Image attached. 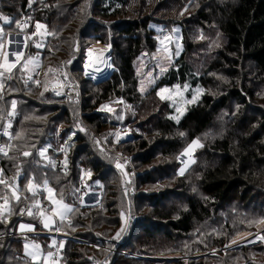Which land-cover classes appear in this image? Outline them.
Instances as JSON below:
<instances>
[{
	"label": "trees",
	"instance_id": "16d2710c",
	"mask_svg": "<svg viewBox=\"0 0 264 264\" xmlns=\"http://www.w3.org/2000/svg\"><path fill=\"white\" fill-rule=\"evenodd\" d=\"M159 1L0 0L4 36L22 33L29 38L37 23L45 25L48 35L41 40V47H36L33 38L24 49V57L38 53L42 70L71 57L78 35L106 42L107 31L113 33L108 42L114 66L103 80L84 79L88 88L82 94L83 106L81 103L74 124V109L62 103L70 101L45 90L38 79L40 73L27 75L18 64L11 80L2 77L5 86L0 99V124L12 99L16 108L9 154L2 163L5 184H0V201L8 197L9 209L0 211V264H40L26 257L24 243H39L44 254L52 250V238L61 244L60 264H98L97 260L108 264H217V257L228 263L232 255L229 249L195 256L210 252L207 246L222 248L232 238L234 217L223 216L233 205L249 210L250 205L264 199V110L252 103L258 92L254 87L259 82L264 85V0ZM157 10L165 13L159 19L164 27L172 23L181 26L182 52L141 93L135 62L156 49V31L150 26L157 19ZM3 17L9 21L3 23ZM175 84H187L191 90L200 86L203 90L179 122L172 119V105L157 92ZM112 98H121L128 106L129 114L121 122L103 118L97 109L101 102ZM232 106L238 108L231 114ZM120 124L136 127L141 134L115 141L112 133L107 136L108 131L103 132L107 126ZM194 139L203 145L193 153L197 161L187 176L175 177L179 162L173 164L169 159ZM108 143L117 149L114 151ZM44 147L48 160L38 154ZM128 149L135 167L128 184L132 190L136 191L137 185L155 186L174 179L172 186L152 189L150 194H134L125 183L111 184V174L119 171L114 165L115 156ZM25 151L32 155L24 157ZM100 151H107L112 163ZM157 153L159 164L150 166ZM167 156L168 160L162 159ZM12 177L17 179L19 201L10 190ZM28 179L39 186L47 179L55 196L72 206L67 219L56 227L62 234L50 235V230L16 234L18 222L35 221V216L22 214L24 198L40 195V203L45 200L44 190L29 194ZM96 181L99 186L92 185ZM87 184L101 189L98 204L80 203L79 196L86 192ZM142 202L147 204L144 209L150 208L148 212H142ZM123 210L127 214L124 221ZM131 215L135 216L133 220ZM34 225L37 231L42 230L39 223ZM117 230L121 238L115 241ZM247 264L264 262L250 260Z\"/></svg>",
	"mask_w": 264,
	"mask_h": 264
},
{
	"label": "rangeland",
	"instance_id": "374dc122",
	"mask_svg": "<svg viewBox=\"0 0 264 264\" xmlns=\"http://www.w3.org/2000/svg\"><path fill=\"white\" fill-rule=\"evenodd\" d=\"M156 3V1H155ZM160 3L159 0H157V4ZM163 7V6H162ZM155 15L157 16V19L154 22H151V28H153L156 31V38H157V46L156 49L150 53L147 54H142L139 58V60H137L135 62V65L137 67V74L139 77V90L141 93L147 91L156 81V79H158V77H160L162 74H164L165 69L167 68V66L173 62L182 52V37H181V26L179 24H168L165 22V25H167V27H164V24H162L159 19H163V17H165V13L162 11H158L155 13ZM3 17L2 18V22L3 23H7L9 21V19L7 18V20H5ZM41 25H43L42 28L35 30V32L29 36V38L25 37L24 34L22 33H17L16 35H12V36H4V33L2 31V35H0V44L3 45L2 50H0V63H3L4 60V54H7V58L9 60V62H13L15 61V56L14 53L15 52H21L23 55L20 59V62L18 64H21V67H23V69L25 70L26 74H33L36 72V74H41L38 79L41 81V84L44 86V88H48L50 89L53 88V84L55 82H57L55 85L62 84V85H71L74 87L75 89V93L74 96H69L66 95L65 97H67V101H64L62 103H66L68 104L73 110V112L71 113V121L74 124L75 120L77 119L79 113H80V105L82 103L81 100L82 99V94L83 92L87 91L88 88V84L87 81L85 82L84 79H91L92 81L95 79H100V78H96L92 75L87 74V69H88V65L89 63H93V64H98V63H94L93 59H91L92 53L94 52V50H100L102 52H107V60L109 62V70L105 73L107 74L110 70H113V64H112V55H113V51H112V47L110 45V43L108 42V36L112 35L113 33L111 31H107L106 34V38L107 41L106 42H99V41H95L92 38L86 37L85 39L83 38H79V35L77 36V38L74 41V49L72 53L71 57H67L65 59H62L60 62L54 65V67L52 68L51 66H46V70L45 69H41V64L39 62V55L37 52H35L32 55H29L27 57H24V49L26 46V43L29 42V39H34L35 44L38 45L36 46L37 48L41 47L40 43L41 40H44L46 35H48V33L45 31V25L42 23H39ZM0 29H2L1 26V22H0ZM22 34V35H21ZM82 45H85L83 50L82 49ZM94 54V53H93ZM82 71L81 73H79V67H80V61H82ZM64 60V61H63ZM17 64V65H18ZM62 64V65H61ZM61 65V66H60ZM59 66V67H58ZM69 67H72L71 70H69ZM98 67V66H96ZM49 68L54 69L53 71H50L49 73ZM86 68V69H85ZM74 70V71H72ZM104 70V69H103ZM0 72H4L7 73L4 69H0ZM51 74V76L49 75ZM101 77L102 78H105ZM62 79V80H61ZM61 80V81H60ZM224 80V79H223ZM59 81V82H58ZM66 81V82H64ZM0 82H3L2 77H0ZM96 82V81H95ZM98 82V81H97ZM4 83V82H3ZM257 88L254 87L255 90H258V92L255 95L254 100L252 101V103L257 106L258 108H261L262 110H264V85L262 83H257ZM143 89V90H141ZM161 89H167L168 91L161 93ZM191 88L188 87L187 84L184 85H180V84H175L173 86H163L161 88L158 89V95L160 97H165L163 99H167L170 103V105H172L173 107V113H172V117L175 116H180V119L182 118V116L184 115V113L186 112V110L188 108H190L192 105L196 104L198 102V100L201 98L202 94H203V90L202 87H193V90H191ZM3 91V90H0ZM52 96H55L51 93H49ZM195 96V100H193V97ZM56 98H58L56 96ZM79 98V99H78ZM14 99L11 100V102ZM42 101V100H40ZM79 102V103H74V102ZM32 102V101H31ZM33 103H35L33 101ZM38 104V103H35ZM102 105H107L108 108L112 109V111H107L105 109L102 108ZM83 106V103H82ZM238 107L237 106H232V109L230 110L231 114L235 113L236 109ZM97 109L102 112V116L103 118L105 117L106 119L108 118L109 120L111 119H116L119 120V122L123 121L126 114L128 112V106L123 102V100L121 98H112L110 100H107L105 102H101ZM177 109H180L181 112H183V115H180V112H177ZM226 112V111H224ZM47 115V114H46ZM224 116V115H223ZM47 117V116H46ZM44 117V118H46ZM47 119V118H46ZM179 119V121H180ZM138 120V119H137ZM174 121L177 122V120L173 119ZM48 121V120H47ZM73 124H71L73 126ZM133 124L130 121V125ZM219 127L215 128V130L213 129L211 131V134L215 133V131H217ZM105 131L103 132H107V136L109 133H112V136L114 137L115 141L119 140L116 139L117 136L115 135L116 133H119V138H121L120 141H125L126 139L130 138L131 135L133 136H138L141 134V131L139 129H137L136 127L130 128L127 126H122L117 125V126H113L112 128H109V126H107L105 129ZM84 131V130H82ZM130 131V132H129ZM131 133V134H130ZM126 135V137H125ZM103 138V137H102ZM110 138V137H109ZM197 140V139H194ZM200 142V141H199ZM191 142H189L185 148L176 156V157H171L169 159V156L167 157H162V159L164 160H170L171 163H175L176 161L179 162L175 164V167L177 165L176 171L173 175L179 176L180 175V169L182 166H184V164L189 163V161H187V157L184 158L183 155H181L182 153H184V150L186 149V147L191 144ZM109 144V143H108ZM107 146V144H106ZM109 147H113L114 151L117 148H114V145L112 143H110L108 145ZM123 149H126L125 146L122 147ZM201 148V147H199ZM199 148H195L192 152L191 157L194 159V163L191 164V166L185 170L184 174L182 176H187L191 170V168L195 165L196 163V159L194 158L193 153L195 151H197ZM42 149H47V147H44ZM41 150V149H40ZM104 150V149H103ZM105 151V150H104ZM107 152V151H106ZM106 152H99L100 155H102L105 160L108 161V163H112V156L106 154ZM47 154V151L45 152V155ZM129 154L131 155V152L128 150H122L120 151L116 156H115V160H114V165L116 166L117 163L122 164L124 167L122 169L117 168L119 171L115 174H111L112 177H110V181L112 182L111 184L114 185H122L125 183V185L129 184L130 179L133 176V171L135 170V167L133 166V163L131 161V158L129 156ZM179 157V158H178ZM126 158V159H125ZM189 158V156H188ZM159 153H157L156 159L152 161V163L150 164V166H157L159 163ZM190 159V158H189ZM188 159V160H189ZM45 160H48V157L45 156ZM183 161V162H182ZM61 166V165H60ZM144 167H139L138 170H144ZM121 172L123 173V176L121 175ZM125 175V176H124ZM173 177V178H175ZM29 181H31V183L33 185L34 182H32L31 179H28L27 184H26V190L27 187L29 185ZM172 181H174V179L168 181H161L160 183H157L155 186H151V185H143L142 187H139L137 185V190L135 191L132 190L131 187H129V189L131 191H134L135 193H141L142 191H144L146 194H150L152 189L155 188H163L166 186H172ZM100 185V183L98 181H96L95 183L93 182L92 185ZM87 184L86 185V192H84L81 196H79V201L80 203L83 205H95L98 204L100 202V194H101V189L99 188H93L95 186H92ZM38 188L36 189L37 191H41L44 190L46 191L45 187H44V183L41 184V186L37 185ZM92 186V187H91ZM48 187V185H47ZM12 189V190H11ZM92 189V190H91ZM140 189V190H139ZM177 189V188H175ZM10 190L12 191V193H15L14 197L20 195V192H17L15 188H10ZM125 190V188H124ZM139 190V191H138ZM28 191V190H27ZM29 194H34L32 191H28ZM35 192V194H36ZM88 192H92L95 193L96 195L98 194V196H95L94 198L92 197V194L87 196L86 199H84V195L86 196ZM44 197V194H42ZM40 195H37V197L33 198L31 197V199H25L24 201L27 200L29 202H32L33 204H35V206L39 207L40 211L38 212V214L35 216L34 218V224L35 222L40 223V220H43L44 216L47 217H51L50 214L46 215L45 213H47V211L51 210L50 207L46 206V202L45 200L40 201L38 200V197ZM33 199V200H32ZM84 199V200H83ZM261 201H257L255 202L252 207V205H250L249 210H246L240 206H232L231 209L223 216H227L229 219H231L232 215H233V221L231 222V229L234 231V235L232 236V238L229 241H226L224 243L225 246H223L222 248H219L217 250H215L214 248H212L211 246H207L206 248L209 249L210 252L208 253H204V254H199L196 255L195 257H201V256H209L211 254H218L219 252L225 253V251L232 250V255L227 259L229 264H247L250 263V260H255L257 262H264V240L260 239V237H264V209L262 210L263 213H261V207L264 206V199H260ZM5 201H7V203L5 204ZM8 197L5 198L3 197V201H0V204H4V208L2 210H0L1 212L6 211L5 209H9V203H8ZM38 202V204H37ZM141 202V200H140ZM140 205V204H139ZM144 204L142 202V204L140 205V207H142V212H148L150 210V208H146L144 209ZM252 208V209H251ZM122 212V219L124 221L126 214V211H121ZM43 214V215H42ZM256 214V215H255ZM70 215V213H69ZM135 218L134 215L130 216V219L133 220ZM67 219V218H66ZM28 223V222H27ZM62 223V221L59 222V220H57V225L54 226L55 229H57L56 227H58V225ZM222 225V223H221ZM229 227V226H228ZM210 227H208L206 230L207 232H210ZM47 230H50V233H55V232H51V231H57V230H51V228H45L39 231H43V232H39V233H44L47 232ZM122 230V229H121ZM201 231H203V229H201ZM101 232V231H98ZM117 233H119V230H117L114 234V238H116ZM57 234H62V230H58ZM209 234V233H208ZM112 235V234H111ZM113 236V235H112ZM204 236L206 237L205 239H207L206 233L204 234ZM209 236H212L211 234ZM121 238V235L120 237ZM204 238V237H203ZM119 240V239H115ZM210 241V239H209ZM31 243L33 245H38L40 248V253H42V245H40L39 243H36L34 241H31ZM49 247H52V250H48L47 252H45L43 254V258L41 261H44L45 264H60L61 263V257H62V253H61V244L60 243H56L54 238H52L49 242ZM244 251H246V253H243ZM48 252H52L53 256L52 257H48L47 253ZM156 254H153L152 256H155ZM224 255V254H223ZM163 256H172V255H165L163 254ZM175 256V255H174ZM164 257V258H167ZM177 258V255L176 257ZM217 259H219V262L217 264H228L225 262H221L220 257H217ZM210 260V259H207ZM39 261V262H41ZM102 264H108L106 261H103Z\"/></svg>",
	"mask_w": 264,
	"mask_h": 264
},
{
	"label": "snow or ice",
	"instance_id": "6c2138e0",
	"mask_svg": "<svg viewBox=\"0 0 264 264\" xmlns=\"http://www.w3.org/2000/svg\"><path fill=\"white\" fill-rule=\"evenodd\" d=\"M4 19L7 20V18H4ZM42 27H43V25H41L39 23L36 24V28L37 29H40ZM0 35H2V29H0ZM2 48H3V45L0 44V50H2ZM22 55L23 54L21 52H15L14 53V56L16 58L15 61L9 62V60L7 58V54L5 53L4 54L3 63H0V69H4L8 73V75L5 77V73L4 72H0V77H4L6 80H11L12 79V74H13V69L17 67V64L20 62V59H21ZM28 79H32V77H29ZM25 83H27V81H25ZM37 84H39V81H37ZM4 86H5L4 83L0 82V90H3ZM45 90H47V88H45ZM141 90H143V89H141ZM166 91H168V90L167 89H161V93L166 92ZM3 94L4 93L2 91H0V99L3 98ZM56 94L60 95L61 93L57 90ZM41 95H43V93H41ZM161 98L163 99L165 97L162 96ZM193 100H195V96L193 97ZM11 106H12L13 110L16 108V101L15 100H13L11 102ZM102 108L107 110V111H112V109L108 108L107 105H102ZM177 112H180V115H183V112H181L180 109H177ZM8 115L10 117L14 116L15 112L13 111V112L9 113ZM172 119H175V120H177V122H179L180 116L172 117ZM9 127H11V125H9ZM5 134L6 135L8 134L7 128L5 129ZM115 135L117 136V139H119V133H116ZM180 135H184V134L181 133ZM199 147H203V145L199 142V139L193 140L192 143L187 146V148L184 150V153H182L181 155H187L190 158L191 155H192L193 150L195 148H199ZM46 151H47V149L38 150L39 156L44 157ZM0 152H3L5 155H7V153L4 151V147L3 146H0ZM22 154H23L24 157H28V156L32 155V153H30L28 151H25ZM194 162L195 161H192V163H194ZM65 163H66V161H65ZM53 164H54V162H53ZM17 167H19V166H17ZM116 167L122 169L124 166L122 164H120V163H117ZM186 167H187V165H185V167L180 169V175L184 174ZM89 175H90V173H89ZM43 183H44V187L47 189V191L49 193L48 199L52 200V195H51L52 194V189L47 187V185H48L47 179H45ZM0 184H5V181L0 179ZM37 188H38L37 185H33L31 183V181H29V185L27 187L28 191H32L34 193V195H35V192H36ZM13 195H15V193H13ZM15 198H16L17 201H19L21 199L19 196H16ZM33 198H34V196H33ZM53 202L57 205V208L53 209V214L55 216H58L60 218V220L63 221L65 219L66 213L70 212L72 210L71 207L69 205H67V204H63L62 201H53ZM6 203H7V201H5V204ZM37 204H38V202H37ZM4 206H5L4 204H0V210H2L4 208ZM21 211L23 212L24 210H21ZM27 214L30 215V216L34 215L32 211H28ZM42 222H43V225H44L45 228H50L51 225L54 223L53 219L51 217H47V216L43 217V221ZM20 228H21V230H23L25 228H27L28 230H34L31 225H25V224H21ZM58 230H59V228H57V231ZM123 230L124 229H122L121 231H123ZM119 237H120V233H117L116 239H119ZM260 239L264 240V237H260ZM33 247L35 248V251L28 252L27 251L28 245L26 244L25 245V250H26V253H27L28 256H31L33 258V260H36V258L40 255V248H39L38 245H33ZM47 255H48V257H52L53 253L52 252H48ZM40 264H45V262L41 261Z\"/></svg>",
	"mask_w": 264,
	"mask_h": 264
},
{
	"label": "built area",
	"instance_id": "2783aa9c",
	"mask_svg": "<svg viewBox=\"0 0 264 264\" xmlns=\"http://www.w3.org/2000/svg\"><path fill=\"white\" fill-rule=\"evenodd\" d=\"M22 22H24V19L22 20ZM86 69V68H85ZM62 80V79H61ZM60 80V81H61ZM59 82V81H58ZM64 82H66V81H64ZM57 82H55L54 84H53V88H51L50 87V90L52 91V92H54V93H56V89L54 88V85L56 84ZM61 93V92H60ZM74 93H75V89H74ZM67 94H65V93H61L59 96H66ZM14 110H13V108H12V106L6 111V113L4 114V117H3V120H2V122H1V124H0V146H3L4 147V151L7 153V155H5L3 152H0V179H2L1 178V174H2V163H3V161L5 160V158H7V156H8V154H9V149H10V145H11V140H12V137H13V124H14V118H15V115L14 116H9L8 114L9 113H11V112H13ZM15 112V111H14ZM9 125H11V127H9ZM7 128V130H8V134L6 135L5 134V129ZM125 137H126V135H125ZM121 140V138H119V140L118 141H120ZM2 180H4V179H2ZM10 181H11V183H10V186L12 187V188H16V186H17V179L15 178V177H12L11 179H10ZM10 181H8V182H10ZM82 184V179H80L79 180V185H81ZM26 199V198H25ZM22 210H24L23 212H22V214L24 215V216H27V217H34V216H36L37 214H38V212H39V207H37V206H35V204H33V203H31V202H29V201H27V200H25V205H24V207H23V209ZM28 211H32L33 212V216H30V215H28L27 214V212ZM17 234V233H16ZM97 263L98 264H102V262L99 260H97Z\"/></svg>",
	"mask_w": 264,
	"mask_h": 264
},
{
	"label": "crops",
	"instance_id": "0c3cea01",
	"mask_svg": "<svg viewBox=\"0 0 264 264\" xmlns=\"http://www.w3.org/2000/svg\"><path fill=\"white\" fill-rule=\"evenodd\" d=\"M48 188H50V187H48ZM46 191H44V196H45V200H46V202H48V207H50L51 208V206H52V208H51V210L49 211H47V213H45L46 215H48V214H50V216H51V218L53 219V221H54V223L51 225V230H57V229H52V228H54V226H56L57 225V220H59V222L61 221L60 220V218L58 217V216H55L54 214H53V209H55V208H57V205L53 202V201H61L60 199H58L56 196H55V194H54V191L52 190V200H49L48 199V196H49V193H48V191H47V189H45ZM92 194V197L94 198L95 196H98V194L96 195L95 193H92V192H88L87 193V195L85 196H83L84 197V199H86L87 198V196H89V195H91ZM83 199V200H84ZM63 203V202H62ZM65 204V203H64ZM68 205V204H67ZM83 205H85V204H83ZM70 206V205H69ZM70 207H72V206H70ZM72 209V208H71ZM71 212V211H70ZM70 212H67L66 213V216H65V219L68 217V215H69V213ZM64 219V220H65ZM39 221H41L40 223H39V225L43 228V229H45V227H44V225H43V220H40L39 219ZM21 224H25V225H31L32 227H33V229L34 230H28L27 228H25V229H23V230H21V228H20V225ZM34 232H43V231H37L36 229H35V225H34V223H27V222H23V221H21V222H18L17 224H16V233L17 234H20V235H26V234H31V233H34ZM51 232H55V233H50V231H49V234L51 235V234H57V232L58 231H51ZM28 245V249H27V251L28 252H32V251H35V248L33 247V244L31 243V241H25V243H24V246H23V252H24V254L26 255V257H28V258H30L32 261H34V262H39V261H41L42 260V258H43V253H40V255L36 258V260H33V258L31 257V256H28L27 255V253H26V250H25V245Z\"/></svg>",
	"mask_w": 264,
	"mask_h": 264
},
{
	"label": "bare ground",
	"instance_id": "6f19581e",
	"mask_svg": "<svg viewBox=\"0 0 264 264\" xmlns=\"http://www.w3.org/2000/svg\"><path fill=\"white\" fill-rule=\"evenodd\" d=\"M93 53H92L91 59H93L94 63H98V64L89 63V65L87 66L88 67L87 74L92 75L96 78L104 77L106 75L105 71L107 72L109 70V62L107 60L108 53L102 52L100 50H97V51L94 50ZM54 88L61 93H65L69 96H74V87L71 85L65 86V85L59 84V86L54 85ZM185 157H187V161H188L189 159L188 156L184 155V158Z\"/></svg>",
	"mask_w": 264,
	"mask_h": 264
},
{
	"label": "water",
	"instance_id": "95a60500",
	"mask_svg": "<svg viewBox=\"0 0 264 264\" xmlns=\"http://www.w3.org/2000/svg\"><path fill=\"white\" fill-rule=\"evenodd\" d=\"M110 73H111V70H110L105 76L107 77ZM106 77H105V78H106ZM105 78H102V79L100 78V79H98V80L95 79V80H93V81H96V82H97V81L103 80V79H105ZM186 148H187V147H186ZM183 156H184V155H183ZM188 161H189V163L184 164V166H182L181 168H183V167H185V165H187L186 169H188V168L191 166L192 161H194V159H193L192 157H190V159H189ZM186 169H185V170H186Z\"/></svg>",
	"mask_w": 264,
	"mask_h": 264
}]
</instances>
